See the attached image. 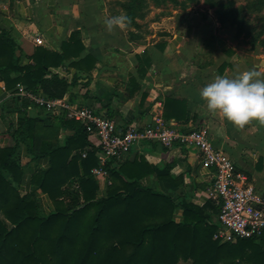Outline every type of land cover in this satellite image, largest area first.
Segmentation results:
<instances>
[{
    "label": "crops",
    "instance_id": "0c3cea01",
    "mask_svg": "<svg viewBox=\"0 0 264 264\" xmlns=\"http://www.w3.org/2000/svg\"><path fill=\"white\" fill-rule=\"evenodd\" d=\"M108 4V0H0V34L17 44L16 54L19 55L20 50L24 53L23 64L26 65L31 63L29 57L38 46L62 52L63 43L73 32H79L85 46L81 57L51 68L46 76L67 81L69 89L65 96L80 106L92 107L122 128L143 126L159 116L166 122L178 124L184 131L208 128L216 146L232 158L264 196V123L253 120L244 127L235 126L222 114L210 111L199 94L220 75L235 78L245 70L255 69L264 78V51H253L220 31H179L180 26L191 20L184 12L174 15L173 26L166 31H128L127 24L109 30L105 19L118 13L115 15ZM87 56L96 59L92 70H80L71 65ZM15 94L5 90L0 73V148L19 144L23 176L12 184L23 196L37 194L42 209L48 213L55 209L54 201L47 193L34 188L32 177L35 172L48 168L49 159H35L27 144L13 135L16 114L11 99ZM60 115H50L34 107L29 110V118L34 120L36 148L43 140L63 144L66 137L74 134V130L62 127ZM40 134L45 135L39 139ZM88 140L97 149L96 138L88 135ZM77 153L75 150L72 155ZM141 158L152 167L169 166L170 179L178 182L183 179L176 186L158 180L154 174L143 179V185L174 200L188 196L199 207L207 202L218 207L208 196L213 184L211 171L203 167L196 149L178 144L168 149L158 143L142 142L122 162ZM112 166L116 167L114 163ZM69 181L62 189L72 187ZM97 181L101 194L107 183ZM108 181L112 184L110 178ZM211 213L210 224L218 216L215 210ZM174 218L182 221L183 210L178 209ZM181 263L191 264V261Z\"/></svg>",
    "mask_w": 264,
    "mask_h": 264
},
{
    "label": "trees",
    "instance_id": "16d2710c",
    "mask_svg": "<svg viewBox=\"0 0 264 264\" xmlns=\"http://www.w3.org/2000/svg\"><path fill=\"white\" fill-rule=\"evenodd\" d=\"M16 50L17 44L0 34V73L5 90L15 93L21 85L55 99L64 97L69 85L57 76H46L51 68L80 58L85 46L75 31L63 43L62 52L38 46L26 65L24 53L20 50L17 55ZM95 64L92 56L71 63L86 71ZM11 100L16 114L13 135L27 144L35 159H49L48 168L33 174L32 185L50 196L55 209L45 212L37 194L23 196L12 184L23 176L19 144L0 148V264H264V234L220 243L214 240L218 226L208 221L211 211L219 213V207L209 202L199 207L188 196L174 200L143 185V179L157 174L158 180L179 186L183 179H170L169 166L152 167L143 158L126 160L116 167L111 163L112 184L100 194L92 175L99 166L98 149L88 140L84 126L61 113L62 127L74 130V134L63 144L43 140L36 148L34 120L28 116L31 103L20 97ZM75 150L78 153L72 155ZM68 180L72 187L62 189ZM178 209L184 215L180 222L174 218Z\"/></svg>",
    "mask_w": 264,
    "mask_h": 264
},
{
    "label": "built area",
    "instance_id": "2783aa9c",
    "mask_svg": "<svg viewBox=\"0 0 264 264\" xmlns=\"http://www.w3.org/2000/svg\"><path fill=\"white\" fill-rule=\"evenodd\" d=\"M15 93L16 97L31 103L29 110L34 107L50 115L64 113L68 119L81 123L88 135L97 140L99 166L92 170V175L108 184H111L108 166L111 163L118 166L142 142L158 143L168 149L177 144L196 149L203 167L211 171L213 184L208 196L219 207L214 222L218 226L214 240L232 244L264 234V196L237 168L232 158L216 146L208 128L198 127L188 132L160 116L143 126L122 128L108 116L98 114L92 107L80 106L67 96L50 99L21 85Z\"/></svg>",
    "mask_w": 264,
    "mask_h": 264
},
{
    "label": "rangeland",
    "instance_id": "374dc122",
    "mask_svg": "<svg viewBox=\"0 0 264 264\" xmlns=\"http://www.w3.org/2000/svg\"><path fill=\"white\" fill-rule=\"evenodd\" d=\"M108 3L115 15L130 18L128 31H166L173 26L174 15L184 12L191 20L180 26L179 31H220L253 51H264V0H108Z\"/></svg>",
    "mask_w": 264,
    "mask_h": 264
},
{
    "label": "clouds",
    "instance_id": "9594fccd",
    "mask_svg": "<svg viewBox=\"0 0 264 264\" xmlns=\"http://www.w3.org/2000/svg\"><path fill=\"white\" fill-rule=\"evenodd\" d=\"M130 22L125 15L104 21L109 30ZM199 94L210 111L222 114L235 126L244 127L253 120L264 123V78L255 69L245 70L235 78L217 76Z\"/></svg>",
    "mask_w": 264,
    "mask_h": 264
},
{
    "label": "water",
    "instance_id": "95a60500",
    "mask_svg": "<svg viewBox=\"0 0 264 264\" xmlns=\"http://www.w3.org/2000/svg\"><path fill=\"white\" fill-rule=\"evenodd\" d=\"M188 132H191V130H189Z\"/></svg>",
    "mask_w": 264,
    "mask_h": 264
}]
</instances>
